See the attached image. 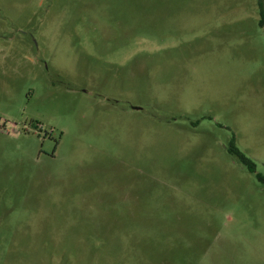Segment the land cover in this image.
Returning <instances> with one entry per match:
<instances>
[{"label":"rangeland","instance_id":"rangeland-1","mask_svg":"<svg viewBox=\"0 0 264 264\" xmlns=\"http://www.w3.org/2000/svg\"><path fill=\"white\" fill-rule=\"evenodd\" d=\"M261 7L0 0V264H264Z\"/></svg>","mask_w":264,"mask_h":264},{"label":"trees","instance_id":"trees-1","mask_svg":"<svg viewBox=\"0 0 264 264\" xmlns=\"http://www.w3.org/2000/svg\"><path fill=\"white\" fill-rule=\"evenodd\" d=\"M262 5V4H261ZM262 8V12L264 13V10H263V7ZM263 21V19H262ZM229 151L236 155L240 161L252 172H255L256 170V163L251 159L249 158L248 156H246L235 144V140L234 142L232 143V145L230 146L229 148ZM262 181H264L263 178H261Z\"/></svg>","mask_w":264,"mask_h":264}]
</instances>
